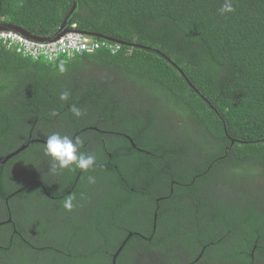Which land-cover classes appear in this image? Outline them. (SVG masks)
I'll return each instance as SVG.
<instances>
[{
    "label": "trees",
    "instance_id": "16d2710c",
    "mask_svg": "<svg viewBox=\"0 0 264 264\" xmlns=\"http://www.w3.org/2000/svg\"><path fill=\"white\" fill-rule=\"evenodd\" d=\"M233 2L235 11L222 15L224 0H78L70 24L119 50L46 62L0 44V158L32 143L0 164V200L18 189L17 172L26 171L49 133L80 138L79 151L96 157L86 172L57 168L58 184L40 178L33 185L58 205L50 223L39 221L28 236L67 243L62 258L46 249L50 256L42 264H99L130 230L117 226V211L131 212L139 202L155 208V187H166L168 196L170 181L178 197L160 204L169 237L180 219L193 218L195 231L188 236L195 255L204 248L217 263L264 264V0ZM72 5L0 0V24L47 39ZM63 91L70 93L66 102L59 98ZM73 105L81 117L73 116ZM24 160V169L13 172ZM106 185L93 211L91 194ZM222 193L231 196L223 201L215 195ZM69 194L80 200L70 212L60 208ZM80 209L87 210L82 224ZM141 209L134 214L146 217ZM30 213L16 215L27 228ZM148 218L149 228L139 232L164 253L162 231L153 233ZM23 258L20 264L36 261L28 253Z\"/></svg>",
    "mask_w": 264,
    "mask_h": 264
},
{
    "label": "flooded vegetation",
    "instance_id": "af4514ba",
    "mask_svg": "<svg viewBox=\"0 0 264 264\" xmlns=\"http://www.w3.org/2000/svg\"><path fill=\"white\" fill-rule=\"evenodd\" d=\"M91 33L98 36H104L97 32ZM32 134L38 135L40 133L35 131ZM51 134L52 133H49V135ZM79 139L80 138H78V140ZM30 144L32 143L28 141L26 144L19 147V149L16 151L20 153L22 152V150H25V148H27V146H29ZM91 145L92 144L88 143L87 148L90 149ZM17 154L10 157L7 161L15 157ZM6 162L2 164H5ZM25 162L26 160L16 165L13 169V172L16 170V168L24 169V167L22 166L25 164ZM51 163V158L45 155L44 147H38L35 152V156L30 158L29 164L27 165V167H25L26 171H18L16 174L18 176L16 180L19 181L18 189L13 194L9 195L5 201L0 200V264H20V261L24 260L23 257L26 253L31 255L33 259H36V261H34V264H42L47 260L46 256H50L48 255L49 253L46 252V249H55L56 251H58L59 258H62V255H64L61 253L62 250L60 248H64L67 243H63V240L61 238L54 240H50L49 238L47 240H44L36 234L28 236L30 234H28V232L30 230H35L34 227L36 224H39V221H44V219L46 218L47 223H50L49 219L53 218L51 212L53 211V205L56 203H53L51 196H49L48 198H43L41 195H38L33 188V185L41 184V182L39 181L40 178H46L48 181H52L55 179L58 184V179H61V176H59L58 171H51ZM24 171L25 176L23 179H21ZM50 172L52 173L50 174ZM174 184L175 182L173 181L168 182L167 186L170 191V194L168 196H165L166 187H163V185L155 187V208H152L149 202L146 201L147 203H136L137 208L132 210L131 212L128 208H122L121 210L117 211V226L130 230L125 235H122L124 238L123 240L120 236V239L118 241H115V247L112 246L113 249L110 251V254L108 252L107 255H105V253L101 255L100 258L103 259V261H100L99 264H102V262H107V264H223L214 262V259H212L209 255H204V248H201L200 252L197 255L194 254V251L196 252L197 250V245L192 241L193 239L188 236L195 231L193 218L185 217L184 219H180L178 222L179 228L176 230L175 236L169 237V233L168 231H166L169 224L167 222H161V219L164 217V215L168 214L165 212V208H161L160 204L161 201L163 202L165 200L167 201L168 199L178 197V195L173 192V186H175ZM50 187L53 189L54 185L51 184ZM109 188L110 186L108 185L94 188L95 190L91 194L92 197H90L89 203L93 211L95 206L99 204V194L104 191H108ZM21 192L24 193L23 198L19 197V194ZM215 195L218 196L217 198L220 200H223L224 198L226 199L223 201H227L229 196H231L230 194L226 193ZM179 199L185 200V197L181 196ZM75 202L79 206L80 200H76ZM10 206H13V208L15 209L14 212H11ZM60 208L63 209V206H60ZM25 209L31 212V218L28 221V228L26 227V224L22 225L19 218L16 216L20 215L21 211H24ZM140 209L141 213L147 211L148 215L146 217H139L138 215H135L134 213L138 212ZM159 210L161 212L160 220L157 219V212H159ZM86 211L87 210L80 209V213L83 215L81 216L83 220V222H80L81 224L87 222L84 218L86 217ZM148 216H151L152 219L151 231L154 233L157 230V227H159L162 231L161 246H163V248L165 249L164 253L159 254L157 250L158 248L150 244L153 239L147 238L139 232L142 229L146 230L147 228H149L150 220ZM207 218L208 216L206 215L205 219L207 220ZM205 223L206 222H203L202 220V225H205ZM197 224L198 220L196 219V225ZM54 225L56 228H58L57 224ZM209 225L214 224L209 223ZM50 231H52V229H50L49 232ZM62 232L63 231H61L60 233ZM25 236L28 237V240ZM98 254L100 255V253ZM231 264L243 263L233 262ZM257 264L262 263L260 261H257Z\"/></svg>",
    "mask_w": 264,
    "mask_h": 264
},
{
    "label": "clouds",
    "instance_id": "9594fccd",
    "mask_svg": "<svg viewBox=\"0 0 264 264\" xmlns=\"http://www.w3.org/2000/svg\"><path fill=\"white\" fill-rule=\"evenodd\" d=\"M235 11L234 2L233 0H224L219 12L223 15L226 13H233ZM74 31L79 34H82L86 37L93 39L90 36H87L83 33L76 31L75 25L69 26V32ZM10 32V31H8ZM28 40V39H27ZM94 40V39H93ZM101 41V40H98ZM104 41V40H102ZM106 41V40H105ZM53 42V41H52ZM59 72L61 74L66 72V67L61 64L59 66ZM60 100L61 101H68L70 98V93L68 91H63L60 93ZM71 113L74 117H81L83 115L80 108L73 105L70 108ZM56 115L55 112L52 113ZM81 141L73 140L68 135H61L60 133H53L46 138V142L44 144V151L45 155L51 158V171L55 172L57 168L59 169H69L72 170L73 168L80 169L82 171H88L89 169L93 168L96 164V157L95 155L85 154L79 151ZM89 183H94V177H88ZM76 197L74 194H69L63 201V208L66 211H72L75 207L74 201Z\"/></svg>",
    "mask_w": 264,
    "mask_h": 264
},
{
    "label": "built area",
    "instance_id": "2783aa9c",
    "mask_svg": "<svg viewBox=\"0 0 264 264\" xmlns=\"http://www.w3.org/2000/svg\"><path fill=\"white\" fill-rule=\"evenodd\" d=\"M105 41L93 40L74 31L67 32L53 42L42 43L27 40L13 32H0V44L16 53L31 59L54 62L61 57L91 54L105 46ZM119 47L111 49V53Z\"/></svg>",
    "mask_w": 264,
    "mask_h": 264
},
{
    "label": "water",
    "instance_id": "95a60500",
    "mask_svg": "<svg viewBox=\"0 0 264 264\" xmlns=\"http://www.w3.org/2000/svg\"><path fill=\"white\" fill-rule=\"evenodd\" d=\"M77 10H78V0H73L72 8H71L69 14L67 15V17L65 18V20L63 21L62 25L60 26L59 30L56 32V34H54V36L47 38V39L35 38V37L27 34V32H25L21 29H18L14 26L8 25V24H0V32L10 31V32H13V33L20 35L21 37H23L25 39L35 41V42L48 43V42L56 41L57 39L62 37L64 34L69 32V26L71 23V19ZM17 153H18V151L12 153L11 155H9L7 157L0 158V163L2 164L4 162H6L10 157H12L13 155H15Z\"/></svg>",
    "mask_w": 264,
    "mask_h": 264
},
{
    "label": "bare ground",
    "instance_id": "6f19581e",
    "mask_svg": "<svg viewBox=\"0 0 264 264\" xmlns=\"http://www.w3.org/2000/svg\"><path fill=\"white\" fill-rule=\"evenodd\" d=\"M42 43H45V42H42ZM104 44H105L104 47H102V48L96 50L95 52H97V51H99V50H103V49H107V50H109V51L111 52V49H112V48H114V47H119L118 44H116V43H108V42H105ZM95 52H94V53H95ZM91 54H93V53H91Z\"/></svg>",
    "mask_w": 264,
    "mask_h": 264
}]
</instances>
